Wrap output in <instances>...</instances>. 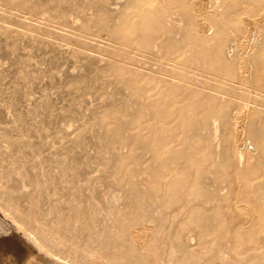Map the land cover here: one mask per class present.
Here are the masks:
<instances>
[{
  "label": "rangeland",
  "instance_id": "rangeland-1",
  "mask_svg": "<svg viewBox=\"0 0 264 264\" xmlns=\"http://www.w3.org/2000/svg\"><path fill=\"white\" fill-rule=\"evenodd\" d=\"M173 1H0V242L21 247L13 264H264V172L237 186L228 164L233 116L264 106V36L236 35L242 18L263 19L264 0H247L251 13L246 0L229 11L226 0ZM252 46L261 64L241 77L254 90L230 73ZM36 226L62 239L45 242ZM226 228L238 260L203 259ZM184 237L190 252L177 258Z\"/></svg>",
  "mask_w": 264,
  "mask_h": 264
},
{
  "label": "bare ground",
  "instance_id": "bare-ground-1",
  "mask_svg": "<svg viewBox=\"0 0 264 264\" xmlns=\"http://www.w3.org/2000/svg\"><path fill=\"white\" fill-rule=\"evenodd\" d=\"M0 1H2V0H0ZM4 1V0H3ZM144 1H148L150 4H153V2H154V0H144ZM172 1V4L174 5V1L173 0H171ZM236 1H238V0H226V3H227V5L229 6V9H228V11L229 10H232L231 8H234L235 6H236ZM250 1V0H249ZM249 1H242V5H243V7L247 10L248 9V7H246V6H251L253 3H249ZM252 1H254L255 3H258L259 4V2L261 1V0H252ZM225 2V1H224ZM157 3V2H156ZM155 2H154V4H156ZM258 4H256L257 6H258ZM226 5V4H225ZM241 5V4H240ZM256 5H254V6H256ZM254 6H252L253 7V9L255 8ZM162 6H157V7H153V8H155V9H157V11H160V8H161ZM240 8V7H239ZM206 9V8H205ZM241 9H242V7H241ZM252 10V9H251ZM257 10H259L258 8H257ZM235 11H236V9H235ZM164 12V11H163ZM246 12V11H245ZM248 12H250L251 13V11L249 10H247V13ZM211 13V12H210ZM229 13V12H228ZM229 14H231V13H229ZM246 14V13H245ZM222 15H225L224 16V18H223V20H225V23H226V21H228L227 19H230L229 17H227L226 16V14L224 13V14H222ZM248 15H250V14H247V16ZM253 14H251L250 16H252ZM262 16H263V19H261V21L259 20V19H255V18H257L256 16L257 15H255L254 17H252V19H255L254 21H252V20H248V19H243L242 18V21H240L241 22V27L239 28V26H237L239 29H238V31H236V35H237V32H239V34H241L242 35V37L247 41V43H249L248 45H250L251 44V42L253 43V42H258V35L259 34H261L262 35V37L264 36V24H261V23H264V11H263V13L261 14ZM261 16V17H262ZM207 17V16H206ZM238 17H239V15H238ZM242 17H245L246 18V16H242ZM258 17H259V15H258ZM232 18V17H231ZM179 20V19H178ZM175 21V20H174ZM178 22V21H177ZM199 22V21H198ZM201 22V21H200ZM189 23V22H188ZM230 23V22H229ZM228 23V24H229ZM236 23V22H235ZM199 24V23H198ZM201 24V23H200ZM231 24H233L232 23V21H231V23H230V27H231V29L233 28L232 27V25ZM132 25H134L135 26V24L133 23ZM136 25H137V23H136ZM202 25V24H201ZM200 25V27H199V30L197 31L198 33H200L201 31H203L202 29V26ZM224 25V24H223ZM234 26H235V24H233ZM236 25H238V23H236ZM126 26H129V24L128 25H126ZM186 26V25H185ZM203 26H205L204 24H203ZM207 26V25H206ZM227 27V26H226ZM205 28V27H204ZM223 28V27H222ZM228 29H229V27H227ZM236 28V27H235ZM234 28V29H235ZM223 29H225V28H223ZM134 30V29H133ZM135 30H137V29H135ZM237 30V29H236ZM146 31V30H145ZM220 31V30H219ZM221 31H223L222 29H221ZM226 30H224L223 32H225ZM229 31H230V29H229ZM135 32V31H134ZM137 32V31H136ZM203 32H205V31H203ZM227 32H228V30H227ZM232 32V31H231ZM234 32V31H233ZM202 33V32H201ZM222 34L221 32H218L217 31V34ZM230 33V32H229ZM129 34V33H128ZM225 34H226V32H225ZM225 34H222V36L221 35H218V37L221 39V38H223L224 39V36H225ZM232 34H234V33H232ZM203 35H204V33H203ZM203 35H200L201 36V39H203L202 37H203ZM224 35V36H223ZM228 35V34H227ZM227 35L225 36V38H227ZM260 35V36H261ZM199 36V37H200ZM215 36H217L216 35V32H215V35H213V37H215ZM229 36V35H228ZM177 37V36H176ZM213 37H212V39H213ZM241 37V36H240ZM238 38V39H241V38ZM205 38V37H204ZM215 38H217V37H215ZM229 38V37H228ZM230 39H231V37H230ZM234 39H235V37H234ZM214 40V39H213ZM219 40V39H218ZM236 40V39H235ZM243 40V39H242ZM241 40V42H243ZM215 41H216V39H215ZM240 41V40H239ZM241 42H239V43H241ZM256 42V43H257ZM245 43V42H244ZM263 43V42H262ZM207 44V42L205 43V44H203L204 46L203 47H205L206 48V45ZM188 45V44H187ZM209 44H207V46H208ZM254 45H257V44H254ZM253 45V46H254ZM224 46V45H223ZM248 47L247 49H245V48H243L242 47V49H245L244 51H243V53L242 54H240L238 57V62H236L235 64H234V69H233V71H230V73L233 75V79L234 80H239V82L241 83V84H243V85H247V87H249V88H247V89H253L252 88V86H251V83H249V81L248 82H246V80H245V77H241V76H243V74H242V72L243 73H245V72H249L250 71V69H252L253 68V66L255 65V66H259L261 63H259V62H255V64H253L252 63V61H253V57H255V55L251 58V55H249L250 53V51H253V50H251L252 48L254 49V47ZM258 46V45H257ZM263 46H264V44H263ZM202 46L200 47V48H203ZM209 47H211V46H209ZM208 47V48H209ZM215 47V46H214ZM213 47V48H214ZM240 47V46H239ZM245 47V46H244ZM246 47H247V45H246ZM208 48H207V50H208ZM262 48V47H261ZM186 49V48H185ZM204 49V48H203ZM239 49V48H238ZM241 49V48H240ZM241 49V50H242ZM175 50V49H174ZM183 50V49H182ZM202 50V49H201ZM212 50V49H211ZM250 50V51H249ZM262 50V49H261ZM193 51V50H192ZM206 51V50H205ZM204 50H203V52H205ZM208 51H210V50H208ZM214 51V50H213ZM213 51H211V52H213ZM181 52V51H180ZM258 52V51H257ZM206 53H207V51H206ZM236 53V52H235ZM238 53V52H237ZM208 54V53H207ZM239 54V53H238ZM184 55V54H183ZM211 55V54H210ZM212 55H213V57H214V55L215 54H213L212 53ZM211 55V56H212ZM174 55H172V57H173ZM210 56V57H211ZM216 57L218 56V55H215ZM259 56V55H258ZM262 56V55H261ZM164 57V56H163ZM178 57V56H177ZM180 57H182V56H180ZM179 57V58H180ZM219 57V56H218ZM174 58V57H173ZM173 58H172V60H173ZM256 58H257V56H256ZM262 59H263V57H261ZM183 59V58H182ZM237 59V58H236ZM198 60V59H197ZM258 60V59H257ZM177 61H179L178 59H177ZM215 61H217V59L215 60ZM219 61L221 62H223V60L221 59H219ZM218 61V62H219ZM260 62H264V61H260ZM201 63V62H200ZM193 64H194V62H193ZM212 64H213V62H212ZM221 64V63H220ZM223 64H225V63H223ZM227 64H230V63H227ZM227 64H225V65H227ZM173 65V64H172ZM222 65V64H221ZM263 65V64H262ZM193 66V65H192ZM223 66V65H222ZM190 67V66H189ZM221 67V66H220ZM219 67V68H220ZM260 67H264V66H260ZM226 68H227V66H226ZM255 68V67H254ZM184 69V68H183ZM228 69V68H227ZM227 69H225V70H227ZM224 69H221V72L223 71ZM256 70H258V67H257V69H255V71ZM261 70V69H260ZM260 70H258L257 72H259ZM182 71V70H181ZM200 72V71H199ZM215 72V71H214ZM220 71H219V73H221ZM225 71H223V73H224ZM229 72V71H228ZM261 72V71H260ZM218 73V75H219V78L221 77V78H223L224 77V74L222 73V75H220ZM188 74V73H187ZM190 74V73H189ZM248 74H250V73H248ZM255 74V73H254ZM259 74V73H258ZM257 74V75H258ZM216 75H217V73H216ZM230 74H228V76H229ZM247 75V74H246ZM226 76V75H225ZM231 76V75H230ZM229 76V78L231 79V77ZM238 76H239V78H238ZM250 76H251V74H250ZM261 76V75H260ZM217 77V76H216ZM248 77V76H247ZM258 77H259V75H258ZM201 78V77H200ZM228 77L227 78H225V79H229ZM216 79V78H215ZM216 80H214V82H215ZM217 81H219L218 79H217ZM220 81H222L221 79H220ZM219 81V82H220ZM227 81V80H226ZM229 82H230V80H228ZM260 80H257V82H259ZM223 82H224V80H223ZM222 82V83H223ZM217 83V82H216ZM225 84H228V83H226V82H224ZM233 83V82H232ZM187 84V83H186ZM212 84V83H211ZM213 84H215V83H213ZM221 84V83H220ZM234 84H236V83H234ZM238 84V83H237ZM259 84V83H258ZM192 85V84H191ZM206 85V84H205ZM218 85V84H217ZM231 85V84H230ZM264 85V84H263ZM210 86V85H209ZM241 86V85H240ZM186 87V86H185ZM192 87V86H191ZM235 87V86H234ZM237 87V86H236ZM197 88V87H196ZM210 88V87H209ZM221 88V87H220ZM219 88V89H220ZM229 88V87H228ZM227 88V89H228ZM242 88V87H241ZM244 88V87H243ZM233 89V88H232ZM236 89H238V88H236ZM209 90V89H208ZM214 90V89H213ZM239 90V89H238ZM254 90V89H253ZM202 91V90H201ZM205 92V91H204ZM219 92V91H218ZM243 92H244V90H243ZM228 93V92H227ZM253 93H255L256 94V92H252V94L251 95H249V96H251L252 97V95L253 96H258V94L257 95H254ZM260 94V93H259ZM225 95V94H224ZM222 97H224V96H222ZM250 97V98H251ZM259 97V96H258ZM257 97V98H258ZM233 98V97H232ZM243 98V97H242ZM252 98H254V97H252ZM261 98V97H260ZM262 98H264V97H262ZM261 98V100H258V101H263V99ZM241 100V99H240ZM251 100V99H250ZM254 100V99H253ZM256 100V99H255ZM253 101V102H256V101ZM242 101H245L244 99L242 100ZM249 101V100H248ZM248 101H246V102H248ZM252 101V100H251ZM238 102V101H237ZM241 102V101H240ZM251 103V105H252V102H250ZM249 103V104H250ZM237 104V103H236ZM236 104H235V106H236ZM238 104H243L242 102L241 103H238ZM245 104V103H244ZM243 104V105H244ZM248 103H246L243 107L244 108H246L245 109V111L244 110H242V111H244V113H245V115H242V114H244V113H242V111H240L239 113L241 114H237L236 112V109H235V111H233V112H235L236 113V115H232L233 116V118H232V121H230V122H232V125L231 124H229V125H231V127H232V133H233V135H232V137L231 136H229L230 137V141H232V143L230 144L229 142V144H230V146H231V149H233L234 150V152H235V154H233L232 155V158H229V162L230 163H228V164H230L231 165V163H232V167L231 168H233V166L234 167H236L235 165H238V167H237V169L239 170V169H241V170H239V173H237L236 171V175L237 176H235L234 177V180L233 181H231L232 183H235V184H237V186L239 185V184H241L242 183V181L245 183V180H247L250 176H252L253 177V175H254V173L252 172V174H251V171H254L255 173L257 172H260L261 171V174L259 175V173L257 174L259 177H261V175H262V172H264V106H262L263 108H261V109H259L260 107H259V104L257 105V106H253V107H250V108H248L249 107V105H248V107L246 106ZM264 104V103H263ZM263 104H261V105H263ZM253 105H256V103L255 104H253ZM238 107H241V106H238ZM241 108V109H244V108ZM220 108V107H219ZM231 108V107H230ZM240 110V109H239ZM228 112V111H227ZM230 112V111H229ZM235 113H233V114H235ZM221 113H219V115H218V118H221V116L222 115H220ZM232 114V113H231ZM226 117V116H225ZM202 118V117H201ZM227 119V118H226ZM222 120V119H221ZM228 120V119H227ZM230 120H231V116H230ZM215 122H214V126H215V131H216V133H218L219 132V128L217 127V124H216V122L218 121V119H215L214 120ZM199 124V123H198ZM229 127V126H228ZM227 128V127H226ZM230 130H231V128H230ZM217 135V134H216ZM246 138V140L244 141V142H242L244 139ZM248 139V140H247ZM247 142L249 143V145L247 144ZM249 148H252L251 150H253V152L255 151L256 153H257V160L253 163V162H250V161H248V159L247 160H245L246 159V154H249V152L247 153V150L249 149ZM230 152V151H229ZM233 151L231 150V152L230 153H232ZM233 152V153H234ZM252 152V154L254 155L255 153H253ZM205 154V153H204ZM252 154H250V155H252ZM228 155V154H227ZM255 156V155H254ZM253 156V157H254ZM229 157H231V156H229ZM224 159H225V157H224ZM252 159V158H251ZM225 160H227V156H226V159ZM224 160V161H225ZM223 161V162H224ZM225 163V162H224ZM227 164V165H228ZM226 166V165H225ZM235 169V168H234ZM252 169H254V170H252ZM237 170V171H238ZM241 174H242V176L244 177V175L246 174V176H247V174H248V178L247 179H243L242 181H241V178H242V176H241ZM256 174H255V176H256ZM264 174V173H263ZM257 176V177H258ZM262 176H264V175H262ZM257 177H255L256 179H257ZM245 178V177H244ZM250 179V178H249ZM263 179V178H262ZM253 180H255V179H253ZM264 180V179H263ZM260 181H261V179H260ZM249 182V180H247L246 181V185H248L247 183ZM251 182V181H250ZM257 183V182H256ZM262 182H260V184H261ZM250 184V183H249ZM263 185H264V183H262ZM261 184V185H262ZM236 187V186H235ZM240 187H241V185H240ZM259 187H260V185H259ZM258 187V188H259ZM261 187H263V186H261ZM260 187V188H261ZM238 188V187H237ZM259 188V189H260ZM248 189V188H247ZM250 189V188H249ZM252 189H255L256 191H257V188H252ZM234 190V189H233ZM237 190V189H236ZM264 191V188L263 189H261V191ZM252 191V190H251ZM259 191V190H258ZM257 191V192H258ZM234 192V191H233ZM240 193V192H239ZM259 193V192H258ZM257 193V194H258ZM234 194V193H233ZM236 194H237V192H236ZM259 195V194H258ZM234 196H235V194H234ZM233 196V197H234ZM230 199H233V198H231V197H229ZM237 200V199H236ZM245 213V212H244ZM251 212H249V214H250ZM248 215V213L246 214V216ZM250 215H252V214H250ZM245 216V215H244ZM245 216V218L244 219H242V220H239V221H241V225H240V228H239V230L241 231V232H243V231H245V227L247 226V225H250L252 222H251V220H250V218L249 217H246ZM249 216V215H248ZM242 218V217H241ZM236 220V219H235ZM230 225V224H229ZM228 225V226H229ZM37 232H39L40 233V236H41V238L45 241V242H49V241H53V240H59V239H62V236H57V235H55V234H51V233H48L49 231H51L49 228H47V226L45 227V226H36L35 228H34ZM227 229V228H226ZM222 230V229H221ZM235 230V229H234ZM86 231H87V229H86ZM223 231H225V230H223ZM228 231H229V229H227V231L226 232H223V235H222V233H221V235L222 236H218L219 237V239H218V241L216 240V239H214V240H216L217 242L215 243V241H214V244H212L213 246H211V247H209V249L207 250V252H205L204 254H205V257L203 258V259H205V258H207V260H209V261H213L214 263H217V262H221V261H226V260H232V259H234V260H238V256H232L231 254H228V246H229V244H230V241H233L232 239L229 241V236H228ZM152 231L151 230H149V228L148 229H145V230H142V233H144V237L145 238H147V239H150L149 237H150V233H151ZM135 234V233H134ZM187 235V234H186ZM138 236V235H137ZM185 236V235H184ZM190 236V235H189ZM198 237V236H197ZM233 237V236H232ZM196 238V237H195ZM215 238V237H214ZM264 238V237H263ZM204 239V238H203ZM1 240V239H0ZM13 241H10V242H4L5 241V239L4 240H2L3 242H0V257H4V261H3V263H6L7 264V262L9 263V262H13V257L12 256H15L16 257V254L18 253V255H21V254H19V251H21V247L19 246V245H17L16 244V241H15V239H12ZM17 240V239H16ZM145 240V239H144ZM236 240V239H235ZM132 241H134V240H132ZM172 241V240H171ZM135 242V241H134ZM58 243H59V241H58ZM171 243V242H170ZM209 243V242H208ZM19 244V243H18ZM211 244V243H210ZM233 244H234V242H233ZM207 245H209V244H207ZM231 245V244H230ZM171 246H172V249H171V253H172V255H174L175 256V254H177L178 253V251H181V252H185V251H187L189 248H188V244H187V241H186V239H185V237L184 238H177V239H175V241L171 244ZM210 246V245H209ZM28 248V247H27ZM130 248L131 249H133L132 251H134L135 253L136 252H138L139 251V248H137L133 243L131 244V246H130ZM146 248V247H145ZM202 248V247H201ZM24 249V248H23ZM29 249V248H28ZM170 249V248H169ZM142 250H143V248H142ZM191 250V249H190ZM203 250V249H202ZM4 251V252H3ZM25 251H26V249H25ZM169 251V250H168ZM204 251H206V250H204ZM2 252L4 253V254H2ZM142 252V251H141ZM187 252H190V251H187ZM191 252H192V250H191ZM193 252H195V251H193ZM30 253V252H29ZM65 253H66V255H67V257L69 256L70 258H74L75 259V261H79L80 260V258H79V260L78 259H76V251H74V250H66L65 251ZM24 254H26V253H24ZM23 254V255H24ZM79 254V253H78ZM144 253H142V255L141 256H144L143 255ZM182 254V253H181ZM27 255H28V251H27ZM27 255H26V257H27ZM32 255V254H31ZM31 255H29L28 256V259H26L29 263H31L32 261H34V257H32ZM81 255V254H80ZM146 255V254H145ZM171 255V256H172ZM189 255V254H188ZM65 256V255H64ZM110 256V255H109ZM108 256V257H109ZM112 256V255H111ZM170 255H168V257H169ZM170 256V257H171ZM177 256V255H176ZM175 256V257H176ZM179 256V255H178ZM178 256H177V258H178ZM204 256V255H203ZM17 257H19V256H17ZM67 257H65V258H67ZM118 257V256H117ZM116 257V258H117ZM145 257V256H144ZM249 257H250V255H249ZM21 258V257H20ZM150 258V257H149ZM19 259V258H18ZM16 260V259H15ZM15 260H14V262H15ZM20 260V259H19ZM259 260H261V262H264V255H262L261 256V258L259 259ZM1 261H2V259H1ZM11 262V263H12ZM18 262V261H17ZM150 262V261H149ZM3 263H1V264H3ZM10 263V264H11ZM76 263H78V264H101L100 262H86V260L83 262V261H81V262H76ZM230 263H234V262H230ZM237 263H239V262H237ZM13 264V263H12ZM114 264H117V263H114ZM142 264V263H141ZM171 264H172V262H171Z\"/></svg>",
  "mask_w": 264,
  "mask_h": 264
}]
</instances>
